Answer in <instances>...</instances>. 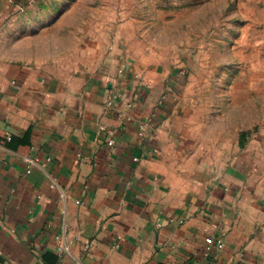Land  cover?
Masks as SVG:
<instances>
[{
	"label": "crops",
	"instance_id": "crops-1",
	"mask_svg": "<svg viewBox=\"0 0 264 264\" xmlns=\"http://www.w3.org/2000/svg\"><path fill=\"white\" fill-rule=\"evenodd\" d=\"M36 2L0 0V264H264L257 141L169 66L18 59Z\"/></svg>",
	"mask_w": 264,
	"mask_h": 264
},
{
	"label": "rangeland",
	"instance_id": "rangeland-1",
	"mask_svg": "<svg viewBox=\"0 0 264 264\" xmlns=\"http://www.w3.org/2000/svg\"><path fill=\"white\" fill-rule=\"evenodd\" d=\"M2 43L50 69L115 57L185 72L229 136L257 141L264 195V0H38Z\"/></svg>",
	"mask_w": 264,
	"mask_h": 264
},
{
	"label": "built area",
	"instance_id": "built-area-1",
	"mask_svg": "<svg viewBox=\"0 0 264 264\" xmlns=\"http://www.w3.org/2000/svg\"><path fill=\"white\" fill-rule=\"evenodd\" d=\"M8 139H11V136H8ZM207 240L209 242H213L214 241L213 238H211V237L208 238ZM215 242L217 243V245L219 247H222L224 245V242L221 239L215 240ZM66 249H68V248L66 247ZM77 264H83V263L81 261H78Z\"/></svg>",
	"mask_w": 264,
	"mask_h": 264
}]
</instances>
